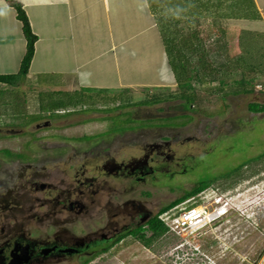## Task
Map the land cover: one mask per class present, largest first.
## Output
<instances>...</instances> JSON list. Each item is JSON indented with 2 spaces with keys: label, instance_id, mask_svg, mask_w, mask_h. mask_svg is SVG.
<instances>
[{
  "label": "rangeland",
  "instance_id": "374dc122",
  "mask_svg": "<svg viewBox=\"0 0 264 264\" xmlns=\"http://www.w3.org/2000/svg\"><path fill=\"white\" fill-rule=\"evenodd\" d=\"M139 6V0H113L112 41L104 44L98 41L99 36L93 35V29H87L85 50L80 49L84 51L80 60L69 59L70 55L66 53L68 44L64 43L63 38L61 41L59 37L55 41L57 48L51 50L49 43H46L49 42L47 32L41 33V41L36 44L28 73L36 78L32 80L27 76L25 82L18 87H15L18 81L0 82V149L4 147L30 154L29 150L21 148L23 143L30 141L39 157L47 153L48 149L45 147L50 141L76 140L82 131L87 133L104 130L106 125L101 119L85 125H65L58 129L34 127L36 114L45 116L54 108L56 111L71 109L81 100L90 106L91 116H99L106 111L116 115L134 110H139V114L146 116L158 106L174 107L180 100L177 97L180 92L178 89L173 90L175 84L169 66L165 64L163 50L156 40V26L151 25L150 20V37H155L156 40L153 51L142 44L140 37L133 38L130 35L131 30L135 32L138 28V22L134 20L137 17L146 20L147 17L146 10L143 8L142 11ZM131 18L132 26L128 23ZM90 22L91 19L87 21ZM46 23L44 25H48V21ZM36 24L34 22L38 30ZM90 24L91 27L96 25L93 21ZM53 34L59 35V31H54ZM23 37L21 35L24 41ZM125 38L127 41L134 40L127 45L117 46L114 52L119 57L121 68L133 72L121 81L113 77L112 80L109 75H104L108 64L102 56L113 54V42L117 44ZM18 45L7 48L11 49V54L6 62H0V75L18 72L25 53L24 46L20 58L21 50L19 51ZM245 46L247 50L256 51V48H250L247 40ZM237 77L223 76V83H216L219 90L209 92H206V85L201 86L195 82L196 97L192 104H185L187 109L191 107L193 110L192 124L180 131L181 134L196 132L198 141H186L178 147L179 153L184 155L189 152L194 158L182 160L187 168L186 172L176 174L173 178L161 177V181L156 182L160 186L152 189L149 197L157 207L166 205L204 182L208 186L206 189L161 217L169 219L196 200H199L197 205H205L212 212L217 207H222L223 214L216 217L214 212L210 217L214 218L213 221L186 230L180 229L178 235L166 232L149 247L131 235L125 236L92 258L78 260L79 264H264V111L254 113L248 110L249 103L264 105V77L252 80V84L247 85L252 89L249 93L234 92L239 89V84L234 82L239 80L240 77ZM108 79L111 81H106ZM156 98L167 102L133 107L141 101ZM89 99H94V103ZM103 107L107 109L103 111ZM78 117L80 116L76 114L69 116V119ZM120 118L114 119L113 130H119L125 126L123 123L129 122L128 118ZM160 120L161 123H171L168 119ZM130 122L139 124L137 121ZM152 123L155 121L150 122ZM217 126L221 129L217 130ZM8 129L22 131L14 135L6 133ZM116 135L120 141L133 136L131 132ZM71 143L74 146L80 145L75 141ZM210 148L214 151H210ZM126 150L129 151L130 148L127 147ZM205 151L209 152L206 154ZM11 164L8 162V165ZM218 197L222 199L216 204ZM145 234L150 235L149 232Z\"/></svg>",
  "mask_w": 264,
  "mask_h": 264
},
{
  "label": "flooded vegetation",
  "instance_id": "af4514ba",
  "mask_svg": "<svg viewBox=\"0 0 264 264\" xmlns=\"http://www.w3.org/2000/svg\"><path fill=\"white\" fill-rule=\"evenodd\" d=\"M186 103L180 99L173 108L158 106L146 116L139 110L91 116L90 106L81 100L61 113L52 109L45 116L36 114V129L99 119L106 128L82 131L76 140L50 141L47 153L39 157L30 141L21 145L30 154L0 149V264H9L13 256L24 258L20 264H79L144 227L164 206L149 199L152 189L160 186L156 182L186 172L182 160L194 158L178 151L182 143L198 141L196 132L180 131L192 124L193 110ZM76 114L80 117L69 119ZM116 117L129 122L113 130ZM126 132L133 136L120 141L116 134Z\"/></svg>",
  "mask_w": 264,
  "mask_h": 264
},
{
  "label": "crops",
  "instance_id": "0c3cea01",
  "mask_svg": "<svg viewBox=\"0 0 264 264\" xmlns=\"http://www.w3.org/2000/svg\"><path fill=\"white\" fill-rule=\"evenodd\" d=\"M139 2L142 11L146 10L147 17L145 16L146 20L141 17L134 20L138 22V28L135 32L131 30L130 35L133 38L140 37L142 44L151 49L150 51L155 50V42L158 40L163 50L165 64L169 66L175 84L173 90L190 92L191 83L195 85L190 76L191 62L184 55L180 45V39L191 32L200 40L201 51L194 66L199 76L197 82L201 86L206 85V92L219 90L216 83H223L220 79L225 75L238 76L239 79L249 82L264 77V71L256 67L246 68L238 61L241 56L239 39L243 31L264 32V0H139ZM12 3L19 4L24 9L31 29L37 36L35 49L36 44L41 41V33L44 34L45 31L49 38V42L46 43H49L51 50L56 47L55 41L59 37L64 39V43L68 44L66 53L70 55L69 59L72 61L82 59L80 55L84 54L87 29L90 31L93 29V35L99 36L98 41L104 44L112 41L113 0H0V62L7 61L11 54V49L7 48L16 44L23 45L17 46L19 51L21 50L19 54L21 58L22 48L24 49L26 44L25 38L23 37L24 41L21 39L22 25L16 17ZM90 19L96 24L94 27H91V22L87 23ZM150 20L151 25L156 26V40L155 37H150ZM46 21L48 25H44L47 24ZM34 22L37 23L38 30ZM128 23L132 26L133 19H129ZM57 30L59 35L53 34ZM132 41L125 38L117 44L113 42L111 45L113 54L102 56L108 64L106 67L108 70L104 75L120 81L127 75H132L130 72L133 71L121 68L119 57L114 52L117 46L127 45ZM81 48L83 50H80ZM34 55L35 50L33 58ZM31 66L30 64L28 73ZM28 73L15 84V87L23 84L27 76L32 80L36 78ZM192 96L195 99V89Z\"/></svg>",
  "mask_w": 264,
  "mask_h": 264
},
{
  "label": "trees",
  "instance_id": "16d2710c",
  "mask_svg": "<svg viewBox=\"0 0 264 264\" xmlns=\"http://www.w3.org/2000/svg\"><path fill=\"white\" fill-rule=\"evenodd\" d=\"M12 5L15 9L17 19L21 22L22 33L24 35L26 45H25V53L22 57L18 72L16 74L0 75V82H4V83H11L13 81L19 82L20 79L26 76V74L28 73L32 58H33V54L35 50V42L37 40V36L33 33L28 17L24 9L22 8V6L16 3H12ZM246 40H247V43L249 42L250 48L252 47L256 48L255 52L247 50L245 46ZM180 45H181L184 55L191 62V66H190L191 81L197 82L199 81L198 80L199 76H198V72L194 64L197 61L198 53L201 51L199 37L195 33H192V32L188 33L187 35L183 36L180 39ZM239 46L241 47V56L238 58V61L242 63V65L245 66L246 68L256 67L260 71H264V32L258 33V32L247 31V30L243 31V34L241 38L239 39ZM252 59H254V61ZM222 79L223 78H221L220 80L222 81ZM234 82L239 84V89H237L234 92H240V93L251 92L252 89H249L247 87V85L252 84L251 82L244 80V79H239ZM194 88H195L194 85H192L191 83L190 92L189 91L180 92L177 97H179V99H186L187 102L192 104V101H194V97L192 96ZM85 90H89V89H85ZM169 98H172V97H167V99ZM160 101H162V99L156 98V99L141 101L139 103L140 104H153V103H157ZM248 110L254 113L263 112L264 105L259 104V103H249ZM207 187H208L207 184L202 182L198 184L197 186H195L194 188L185 191L182 194V196L164 205L158 211V213L146 223L144 227H141L137 230L129 232V235L133 236L135 239L141 242L144 246L149 247L153 241L163 236L168 230V227L165 225L164 220H162L161 215L170 211L175 206L187 200L188 198L196 196L198 193L202 192ZM197 204H199V200H196L195 202L190 203L189 206H195ZM145 232H149L150 235L147 236Z\"/></svg>",
  "mask_w": 264,
  "mask_h": 264
},
{
  "label": "built area",
  "instance_id": "2783aa9c",
  "mask_svg": "<svg viewBox=\"0 0 264 264\" xmlns=\"http://www.w3.org/2000/svg\"><path fill=\"white\" fill-rule=\"evenodd\" d=\"M58 113L63 112V110H57ZM219 198V199H218ZM216 204L222 199V197H218ZM225 203V202H224ZM223 203V204H224ZM226 206V203H225ZM222 207L216 208V217L221 216L222 213ZM212 212L207 206L205 205H197V206H189L181 209L176 212L173 217H170L169 219L162 217V220H164L165 225L168 227L167 232L171 231L175 234H179L180 229H190L193 227H197L198 225L209 222L210 220L213 221V219H210Z\"/></svg>",
  "mask_w": 264,
  "mask_h": 264
},
{
  "label": "water",
  "instance_id": "95a60500",
  "mask_svg": "<svg viewBox=\"0 0 264 264\" xmlns=\"http://www.w3.org/2000/svg\"><path fill=\"white\" fill-rule=\"evenodd\" d=\"M11 134H13V132H11ZM23 259L20 256H13L9 264H20Z\"/></svg>",
  "mask_w": 264,
  "mask_h": 264
}]
</instances>
